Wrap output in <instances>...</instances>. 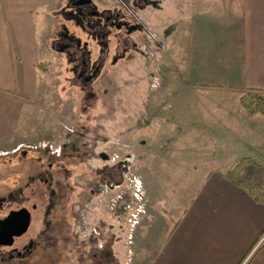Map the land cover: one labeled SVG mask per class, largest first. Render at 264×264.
Instances as JSON below:
<instances>
[{"label":"rangeland","instance_id":"rangeland-1","mask_svg":"<svg viewBox=\"0 0 264 264\" xmlns=\"http://www.w3.org/2000/svg\"><path fill=\"white\" fill-rule=\"evenodd\" d=\"M56 1L61 11L50 14L39 37V95L22 117L17 135L22 143L0 155V198L8 200L0 215L21 207L30 212L32 204L36 209L28 232L12 248H0V264H27L7 255L30 241L32 249L46 250L36 258L38 264H61V253L67 250L61 231L70 232L75 248L83 249L80 264H109L107 220L114 222L117 244L124 240L123 264H134L161 237L159 226L146 228L144 216L139 223L145 213L143 200L138 202L139 157L170 146L184 155V147L190 164L208 151L210 163L226 153V165L237 151L246 153L251 145L256 148L254 142H264V116L245 111L233 95L189 96L180 89L175 60L201 0H88V10L109 18V25L98 32L78 21L74 0ZM155 116L167 125L166 134L179 132L182 124L191 127L188 137L193 140L162 144L165 134L156 135L160 128L155 132L151 126ZM256 152L264 158V148ZM150 195L151 200L163 199L161 193ZM150 209L158 225L155 215L162 210L155 203ZM48 236H53L51 241ZM113 260L118 263L116 256Z\"/></svg>","mask_w":264,"mask_h":264},{"label":"crops","instance_id":"crops-1","mask_svg":"<svg viewBox=\"0 0 264 264\" xmlns=\"http://www.w3.org/2000/svg\"><path fill=\"white\" fill-rule=\"evenodd\" d=\"M59 3L56 0H0V155L22 143L17 136L22 117L30 112L39 95L36 82L39 37L46 31L50 14L61 11ZM184 32L181 55L175 60V78L183 92L189 96L233 95L237 99L247 90L264 92V0H201ZM158 120L155 116L151 126L155 132L160 128L156 135L165 134L161 136L162 144L187 145L192 139L188 137L193 132L191 127L182 124L179 132L166 134L167 125ZM238 143L244 146L240 140ZM254 143L256 148L251 145L246 153L237 151L226 165L222 163L226 153H218L210 163L208 151L205 157L190 164L189 152L184 147V155H177L178 147L170 146L164 151H155L150 157H139L138 179L142 191L138 202L140 205L143 200L145 212L143 215L139 212V223L144 216L146 228L159 226L161 237L134 264H264V238L259 242L264 235V205L255 203L226 178L230 168L243 157L260 159L264 165V158L257 157L256 152L263 150L264 142ZM196 175L199 176L197 184H191ZM148 176L151 178L147 179ZM172 177H177L174 183ZM151 192L161 193L163 199L151 200ZM151 203H155V209L162 210L160 216L155 215L158 225L150 215ZM35 209L36 205L32 204L30 214ZM15 210H8L0 217ZM108 224L109 264H123L124 240L121 246L117 244L120 238L114 234L113 220L110 223L107 220ZM120 226L125 230L123 220ZM139 230L137 239L141 237ZM24 235L14 239L11 247L0 248H12ZM60 236L67 246L61 253V264H80L83 249L75 248L70 232L61 231ZM52 237L48 236L47 241ZM68 238L71 243L66 241ZM33 243L17 245L8 258L38 264L36 258L42 257L46 250L32 249ZM115 256L118 263H114Z\"/></svg>","mask_w":264,"mask_h":264},{"label":"trees","instance_id":"trees-1","mask_svg":"<svg viewBox=\"0 0 264 264\" xmlns=\"http://www.w3.org/2000/svg\"><path fill=\"white\" fill-rule=\"evenodd\" d=\"M239 102L245 111L259 112L264 116V92L247 90L242 93ZM226 178L255 203L264 205V167L260 163L243 157L227 172Z\"/></svg>","mask_w":264,"mask_h":264},{"label":"water","instance_id":"water-1","mask_svg":"<svg viewBox=\"0 0 264 264\" xmlns=\"http://www.w3.org/2000/svg\"><path fill=\"white\" fill-rule=\"evenodd\" d=\"M31 224V214L26 208L10 211L0 219V247H11L14 239L24 235Z\"/></svg>","mask_w":264,"mask_h":264},{"label":"flooded vegetation","instance_id":"flooded-vegetation-1","mask_svg":"<svg viewBox=\"0 0 264 264\" xmlns=\"http://www.w3.org/2000/svg\"><path fill=\"white\" fill-rule=\"evenodd\" d=\"M73 5L75 6V9H77L78 11V16L80 17V19L78 18V21L80 23L82 22H86L87 25L89 27H91V29H93L94 32H98L102 30L103 25L106 27L109 22V18L106 15V13H102V12H97V11H90L88 10L86 6V4L88 3V0H74ZM114 19V18H113ZM112 23H114L112 21ZM95 73L94 75L97 73V70L94 69L93 70ZM92 71V72H93ZM90 80L89 76L84 80V81H88ZM7 200H5L4 198H0V210L2 209V206L5 204ZM4 217H0V219H3Z\"/></svg>","mask_w":264,"mask_h":264},{"label":"built area","instance_id":"built-area-1","mask_svg":"<svg viewBox=\"0 0 264 264\" xmlns=\"http://www.w3.org/2000/svg\"><path fill=\"white\" fill-rule=\"evenodd\" d=\"M129 239H130V237H129Z\"/></svg>","mask_w":264,"mask_h":264}]
</instances>
